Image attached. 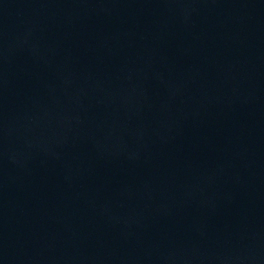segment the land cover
<instances>
[{
    "label": "water",
    "instance_id": "obj_1",
    "mask_svg": "<svg viewBox=\"0 0 264 264\" xmlns=\"http://www.w3.org/2000/svg\"><path fill=\"white\" fill-rule=\"evenodd\" d=\"M0 264H264V0H0Z\"/></svg>",
    "mask_w": 264,
    "mask_h": 264
}]
</instances>
